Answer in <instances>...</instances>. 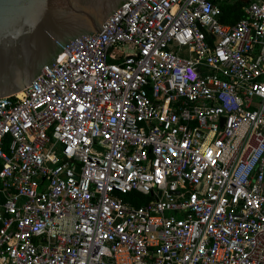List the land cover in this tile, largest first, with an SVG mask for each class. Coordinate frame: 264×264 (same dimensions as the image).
<instances>
[{
  "label": "built area",
  "instance_id": "obj_1",
  "mask_svg": "<svg viewBox=\"0 0 264 264\" xmlns=\"http://www.w3.org/2000/svg\"><path fill=\"white\" fill-rule=\"evenodd\" d=\"M232 1L130 0L0 99V264H264V0Z\"/></svg>",
  "mask_w": 264,
  "mask_h": 264
},
{
  "label": "water",
  "instance_id": "obj_2",
  "mask_svg": "<svg viewBox=\"0 0 264 264\" xmlns=\"http://www.w3.org/2000/svg\"><path fill=\"white\" fill-rule=\"evenodd\" d=\"M130 0H0V99L15 96L76 53Z\"/></svg>",
  "mask_w": 264,
  "mask_h": 264
},
{
  "label": "trees",
  "instance_id": "obj_3",
  "mask_svg": "<svg viewBox=\"0 0 264 264\" xmlns=\"http://www.w3.org/2000/svg\"><path fill=\"white\" fill-rule=\"evenodd\" d=\"M245 0H233L232 2L223 5V14L220 18L221 22L228 25H234L243 17V7ZM143 203V200L140 204Z\"/></svg>",
  "mask_w": 264,
  "mask_h": 264
},
{
  "label": "crops",
  "instance_id": "obj_4",
  "mask_svg": "<svg viewBox=\"0 0 264 264\" xmlns=\"http://www.w3.org/2000/svg\"><path fill=\"white\" fill-rule=\"evenodd\" d=\"M245 2H246V0H245Z\"/></svg>",
  "mask_w": 264,
  "mask_h": 264
},
{
  "label": "bare ground",
  "instance_id": "obj_5",
  "mask_svg": "<svg viewBox=\"0 0 264 264\" xmlns=\"http://www.w3.org/2000/svg\"><path fill=\"white\" fill-rule=\"evenodd\" d=\"M20 95V94H19Z\"/></svg>",
  "mask_w": 264,
  "mask_h": 264
}]
</instances>
